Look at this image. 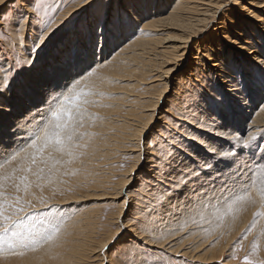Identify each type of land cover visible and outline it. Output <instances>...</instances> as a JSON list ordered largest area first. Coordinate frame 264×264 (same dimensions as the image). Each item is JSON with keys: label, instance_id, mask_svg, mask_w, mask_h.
Returning <instances> with one entry per match:
<instances>
[{"label": "rangeland", "instance_id": "374dc122", "mask_svg": "<svg viewBox=\"0 0 264 264\" xmlns=\"http://www.w3.org/2000/svg\"><path fill=\"white\" fill-rule=\"evenodd\" d=\"M99 1L95 0L89 6L87 5L85 8L80 9L79 7L83 4L80 0H6L0 6V70L2 74L8 73L6 80L0 84V103L2 104L0 107L5 109L3 113L13 118V120L22 115L21 113H13V111H17L15 110L16 107L12 108L6 104V95L8 93L18 92L20 94L23 92L17 91L20 85L17 87L16 85L20 82H25L22 79L25 74L31 76L34 71H31V69L38 70L47 56L56 59L59 54L54 56V51L59 52L69 49L71 52H80L81 56L90 53L93 57L92 59L85 56L89 61L87 67L94 65L97 57L107 56L106 58H109L112 55L111 47H109L106 37L109 30L99 32L100 29L96 27L97 25H92L96 21H101L103 13L100 11H103V8H108L107 15L109 14V16L107 18L112 20L115 19L116 11H119V14L124 16L123 9L121 5H118L120 9L115 8L117 0H110L107 6L105 0H101L99 6ZM221 1L223 3L222 14L209 23L206 28L204 27L203 30H206L200 35L199 30H196L198 34L191 39L192 41L190 40L189 46L187 45L188 53L185 59L178 62L180 66L176 67L172 74L168 77L163 76L164 82L156 81L157 83L147 82L136 85L134 81L131 82L132 80H126L121 77L126 69L124 67L122 69L119 66L115 69L114 73L116 74L112 75L110 82L115 84L113 87L121 89L119 90L120 92L108 89H105V92L97 89L96 91L99 93L96 91L91 93L84 90L80 96L71 99V103L74 104L72 105L74 107L71 106V111L73 114L77 111L81 114L77 120V126L75 125L76 137L78 138L76 139V144L79 146L73 147L71 155H68L66 151L54 148V140H49L45 146L43 138V130L56 123L52 119V111L69 107L68 103L63 99L69 92V87L64 91L65 93L63 92L62 94L60 93L61 95L57 94L56 96L64 103L61 101V104H58L55 100L51 103L52 107H49V111L43 115L38 129L36 128L32 132L28 141L21 143L22 145L18 144L16 152L4 153L0 157V228H8L7 233L0 232V237H2L0 238V264H65L67 259L71 260L73 257L74 262H77L76 264H246L245 257H248L252 264H264V203L255 205V199L254 201L246 202L247 196H243V199H240L241 195H236V197L229 198L227 201H213V205L211 203L210 205L201 196L199 199L200 205H197L199 202H195L192 204L194 207L191 205L178 207L173 204L171 205L173 207L163 208L170 195H177V192L181 191V189L184 190L188 179L194 178L193 176L188 178L182 175L180 179H176L173 171L170 170L171 163L174 164L175 159L178 158L179 162L183 164L182 161L185 158L191 164H196L190 161V153L186 149L177 147L175 141L179 133L178 129L182 127V131L185 132L186 127L189 125L188 122L184 123L181 121L182 115L188 116V113H181L179 110L175 111V108L172 107L173 105L169 106L171 101H174V103L185 101L188 95L184 87H181V91L178 93L176 92L178 83L175 78L181 75L182 72L186 76L194 64V59H192L194 50H192V47L196 42L205 43L210 39H215L211 51L204 48L201 53H203V50H207L215 57L217 54L216 43H220L222 48H224L223 50L220 49V52L226 55L228 51H233V47H235L230 45V43H226V41L234 39V32L237 30L236 23L238 21L254 23L251 11L255 15L264 14V7L256 8L249 4L252 0H238L240 2L238 5L233 4L231 0ZM118 3H122L121 0ZM78 4H80L79 7L77 6ZM168 8L169 6L166 9ZM62 14L66 15L65 19L56 23ZM224 15L230 18L232 23L225 21V25L221 24V22H224ZM123 21L124 19L120 20L121 25L126 22V20ZM136 24L134 22L130 23L129 27L132 26L133 29L131 28L129 31H124L123 28L119 29L115 33V38L110 39L112 42L118 41L117 45L123 44L132 36V32L138 30V25ZM90 26H92L91 35H94L95 29L97 38L86 37L85 40L74 43L73 39L78 36L79 31ZM224 27L227 29L224 30ZM260 29L257 30V34L259 33L262 36ZM223 31L227 32V40L222 39L220 35ZM181 33L179 27L175 26L173 30L169 28L164 32L165 35L168 34L172 38L181 35ZM44 34H46V37L42 38ZM163 36L158 35L157 37L161 38ZM94 40L99 46H102L99 52H97V47H91ZM75 44L77 45L74 48ZM96 52L98 53L97 55H95ZM233 53L238 54L237 58H241L245 64L250 57L247 54L248 52L246 53L244 50ZM218 54L221 55L222 53ZM25 59L32 60L30 63H26ZM39 60L40 62L38 63ZM66 60L67 58L64 63ZM206 62L207 65L210 64V61ZM72 63L74 64H68L73 67V72L65 75L62 79H70L84 71L85 67L76 65V62ZM74 65L77 67L74 68ZM52 66H54L53 63H50L48 69L50 70ZM66 68L69 69L67 66ZM131 68L133 67L131 66ZM184 74H182L183 78L185 77ZM40 75L42 74L38 76ZM135 75L140 77L139 74L135 73ZM44 76H42L43 79ZM113 78L116 80L114 79V81ZM62 79L59 82H62ZM146 79L151 81L152 77H146ZM69 81L63 83L62 89L64 88L63 86L65 88L69 86L67 85ZM42 82H45V80H42ZM167 85L168 89L164 91L165 93L162 94V98L156 107L151 127H147L141 140V142L145 141L148 144H144V147L151 145V148L145 149V153L151 154L149 157H154L151 158V161L156 162V164L149 163L143 153L140 163L132 170L131 167L136 162V158H134L136 153H131L122 147L114 150L113 155L108 156L109 159L113 157L107 162L108 164L102 163V159H98L97 155L99 153L98 144L103 139V135L100 134V126L106 122L102 121V116L104 111L111 106L110 99L121 94L123 96L131 94V98L127 97V101L130 100V105H136L138 102L147 104L151 99L152 101L157 100V95ZM126 89L131 92L123 91ZM110 91L113 93L111 94ZM109 93L113 97L111 95L109 97ZM184 93L186 96L184 95L185 98L183 99L182 95ZM256 93H261L259 104L264 103V83L261 84ZM29 94H32L34 100L32 107L42 105L43 95L47 96L46 91L42 92L41 96L37 89L34 91L32 88L26 92V98ZM98 94H101L102 97ZM94 95L95 97H93ZM142 95L143 98H141ZM104 97L106 98L104 99ZM107 101L109 102L107 103ZM191 101L192 98L189 102ZM65 103L67 107H65ZM216 105L217 103L214 102L210 106L211 109L218 108V105ZM93 106H95L96 110ZM22 107L24 108L26 105L24 104ZM97 107L99 108L97 109ZM124 111L122 109L118 114L124 115ZM165 111L170 113L168 112V114ZM160 113L165 115V121H169V127L162 124L161 121H156ZM248 117L247 119L250 120ZM99 118H101V121ZM65 119L66 117L62 115L60 122ZM166 127L169 128L167 132L165 131ZM157 130L166 132L168 137L170 136L173 139L164 143L167 148H163L162 145L159 146L158 143L152 140L151 133L155 131L154 134H157ZM98 131L99 133H97ZM245 132V128H243V132L242 130H236V134L239 137H243ZM195 133L197 136L202 134L199 130H195ZM37 135L41 139H35ZM182 141H184V138L181 137L180 142ZM255 141L258 146L260 142L257 138L253 139L254 143ZM168 143L170 144L168 145ZM4 146L7 145H3V149H5ZM168 148L176 151L178 156L175 157L168 152ZM263 148L264 146L261 147L258 154L260 161L264 160ZM40 149H43V151ZM160 150L167 156H163L162 161L154 156L157 153L161 154ZM157 165L160 166L158 167ZM158 169L161 170L162 178L156 175V172L159 171ZM108 170L112 175H108L109 172H105ZM131 170L132 172L130 173ZM144 170L149 171L147 173ZM203 171L206 174L213 172L212 167ZM200 172L201 170L196 174L199 173L198 175H200ZM128 178L133 184L128 182L131 185L128 190L123 191V195H119L118 198H113L115 193H120L118 188H120L122 183L121 180H128ZM182 180L183 183H181ZM142 188L143 190H141ZM124 195L125 197L126 195L129 196V200L125 205L122 216L118 220V210L122 202L121 199H125ZM160 197H163V199H158ZM229 204H232L230 211L228 210ZM182 208L186 209L183 210ZM193 208L197 209L196 211L199 210V212L196 213L194 211V214ZM164 211H166L165 214ZM183 211L188 215H185ZM87 215L90 217L89 223L80 227L78 224H81L82 221L78 220L79 217L82 218ZM8 216H11L12 219H6ZM133 216L135 219H131ZM162 219H167L169 226L166 228L173 234L168 239L165 238L166 234L164 235V232H162V228L166 225V223L162 222ZM149 221L154 222L149 225L147 224ZM148 225L149 227H147ZM54 228L59 230L55 232L52 239H47ZM155 230L158 232L154 233ZM115 233L117 235L113 236ZM108 237L109 239L112 238V240L101 250V244L103 242L107 243ZM82 243L91 247H87ZM253 245H258V247L253 250ZM74 248L76 249L74 250ZM82 249H86V252ZM80 258L81 260H79Z\"/></svg>", "mask_w": 264, "mask_h": 264}, {"label": "bare ground", "instance_id": "6f19581e", "mask_svg": "<svg viewBox=\"0 0 264 264\" xmlns=\"http://www.w3.org/2000/svg\"><path fill=\"white\" fill-rule=\"evenodd\" d=\"M5 1L6 0H0V6L4 4ZM93 1L95 0H80V2L83 4L81 7H79L81 3L77 6L79 9L83 7L85 8ZM98 1L99 0H97V2ZM100 1L99 6L101 4ZM231 1H233V4L235 5L240 3L238 0ZM105 2L107 6L110 0H105ZM118 2L119 0H117L115 8L120 9L118 5H121L124 16L119 14V11H116L114 20L107 18L109 16V14L107 15L108 8L105 7L102 9L104 12L100 11L103 13L101 21H96V23H93L92 25H97L96 27L100 29L99 32L109 30L106 35L112 53L109 58H106L107 56H102L100 58L97 57L94 65L87 67L89 64L87 58H93L88 50H86V52L89 54L84 56H81V53L78 51L71 52L69 49L61 50L59 52L54 51V56L55 54H59L57 57L60 58L56 57V59H54L51 56H47L38 70L31 69V71L34 70L31 76L25 74V76L22 78L25 80V82H20L18 85H16V87L20 85L17 91L23 92L20 94H18V92L12 94L8 93L6 95V104L12 108L14 106L16 107L15 110L17 111H13V113H21L22 115H19L17 119L13 120V118L8 117L7 114L3 113V110L5 111V109L0 107V157H2L4 153H10L11 151L12 153L16 152L18 144L20 145L21 143L28 141L29 137L32 135V132L35 131L36 128L38 129V125L40 124V121H42L41 119L43 115L49 111V107H52L51 103L55 100L58 104H61L62 100H57V94H62L69 87L70 89L68 93L66 92V97H70L71 99L73 97L80 96L84 90L91 93L97 89L104 91L105 89L119 91L121 89H118V87H113L115 84H111L110 82L112 75L116 74L114 73L115 69L119 66L126 69L123 73V76L121 77H124L126 80L130 79V81L132 80L131 82L134 81L136 85L145 84L147 82L157 83L156 81H163V76L168 77L170 74H172L176 67L178 68V66H180L178 62L185 59L188 53V44L190 40L194 36H197L198 32L200 35L203 31H205L206 29L203 30V28H206L209 23L213 22L216 17L218 18V16L222 14L223 4L221 0H121L123 5L122 3ZM249 4L255 6L256 8H263L264 0H252ZM168 6L169 8L166 9ZM250 13H252L251 17L254 23L238 21L236 23L237 30L235 29L236 31H233L235 36L234 39L226 41V43H230V45L235 46L233 47V51H228L226 55L225 53L223 55V52H220V49L223 50L224 48H222L220 43H216L217 48L215 49L217 54L215 57H213L210 54V51L215 39H210L205 43H201V41L196 42L192 47V50H194L192 56V59H194V64L189 69V72L187 71L188 73L186 76L182 72L181 75H178V77L175 78L178 83L176 92L178 93L181 91L180 88L184 87L186 94H188L186 97L187 99L181 103H174V101H171L170 103L168 101V103L169 106L173 105L172 107L175 108V111L179 110L181 113H188V116L182 115L181 121L184 123H189L185 132L182 131V127H180L181 129H178L179 133L177 132L178 136H176L175 141L177 147L186 149L190 153V161L196 164H191L190 162L186 161L185 158L182 161L183 164H181L177 158L175 159L174 164L171 163L170 170L173 171V175L176 179H180V176L182 175H185L184 177L188 178L191 176L197 178H192L190 180L188 179L184 190L181 189V191L177 192V195H170L169 197L167 194L169 198L167 197L168 199H165L166 205L163 207L164 209L173 207L171 206L173 204H176L178 207H186L185 205L192 206L193 203L199 202L201 196L205 202L208 204L211 203L212 205L214 203L213 201H227L229 198L231 199L232 197H236V195H241L242 197L247 196L246 202L254 201L255 199V205L264 203V160L260 161L258 159V154L260 153L259 151L261 150V147L264 146V103L259 104L261 93H256L257 89L261 87L262 83H264V14L262 13L261 15H255L253 14V11ZM63 14L59 19L57 18L58 21H56V23L62 22L65 19L66 15ZM224 17V22H221V24L223 23L225 25V21L227 23H232V20H230V18H228L226 15H224ZM123 19L124 21L126 20V22L121 25L120 20ZM132 22L135 24L137 23L136 25H138V30L132 32V36L123 44L117 45L116 43L118 41L112 42L111 39L115 38V33H117L119 29L123 28L124 31H129L131 28L133 29L132 26L129 27L130 23ZM92 26L85 27L84 30L79 31L78 36L73 39L74 43L83 41L86 39V37L97 38V32L95 29L94 35H91ZM174 26L179 27V31L182 32L181 35L172 38L171 36H168V34H164L166 29L171 28L173 30ZM261 27L262 29H260ZM225 29L227 28L224 27V30ZM259 29L260 33H262V36L259 33L257 34V30ZM196 30L199 31L197 32ZM46 34H44L42 38H45ZM158 35L164 36L158 38ZM220 35L222 39L227 40V32L223 31ZM76 45L77 44H75L74 48ZM93 46L97 47V52L102 49V46H99L95 40L93 41L91 47ZM204 48L210 51L203 50V53H201V50ZM241 50H244L246 53L248 52L247 54L250 56L247 59L246 64L241 60V58H237V56H239L238 54L233 53L235 51L239 52ZM97 52L95 55L98 54ZM218 53L222 54L220 55ZM66 58L67 60L64 63ZM31 60L32 59H25L26 63H30ZM206 61H210V64L207 65ZM39 62L40 60L38 63ZM72 62H76V65L78 64L85 67L84 71L75 77H71L70 79H62L65 75L73 72L74 69L71 65L74 63ZM50 63H53L54 66H52V68L49 70L48 67H50ZM68 63H71V65ZM66 66L69 67V69H67ZM131 66L133 68H131ZM76 67L77 66L74 65V68ZM42 70H44L46 73ZM135 73L139 74L140 77H137ZM7 74L8 73L2 74V71L0 70V84L6 80ZM39 74L42 75L38 76ZM182 74H184V78ZM43 75H45L44 79L42 77ZM146 77H152L151 81L146 79ZM60 79H62V82H59ZM114 79L115 78H113V80ZM27 80L29 81L27 82ZM42 80H45V82H42ZM68 80H70L69 84H67L69 86L66 88L63 86L64 88L62 89L63 83ZM165 87L159 92L160 94L157 95V100L152 101L151 99V101H147V104L138 102L136 105H130L129 99V101H127V97L131 98V94L127 96H123V94H121L120 96L117 95L114 98L111 95L113 92L111 93L110 91L111 94L109 93L108 96L110 97L111 95L113 98L110 99L111 106H109V109L106 111L103 110L104 114L102 116V121L106 122L102 125L100 123V134L103 135V139L98 144L99 149L97 148L99 150V153H97L99 157L98 159H102V163H107L111 158H113L111 157L109 159L108 156L114 153V150L122 147L131 153H136V156L134 157L136 158V162L134 161L135 163L131 167L132 170L135 169L138 163H140L142 159L141 155L143 153L146 156L145 159L149 163L156 164V162L151 161V158L154 157H149L151 154L149 155L145 153V149L151 148V145L147 146L148 144L145 141V143L141 142V140L146 132L147 127H151L158 102L162 98V94L165 93L164 91L168 89V85ZM30 88H32L34 91L37 89L39 94L46 91L47 96L43 95L42 105H37V107L31 106L34 102L32 94H29V96L26 98V92L29 91ZM123 91H128V93L131 92H129V89ZM123 91L121 92L123 93ZM95 95L93 97H95ZM184 95L185 93L182 95L183 99L185 98ZM105 98L106 97H104V99ZM141 98H143V95ZM191 98L192 101L189 102ZM62 102L64 103V101ZM108 102L109 101H107V103ZM214 102L217 103L218 108H216V105V109L212 110L210 106L213 105ZM66 103L65 107H67ZM24 104L26 107L23 108L22 106ZM1 105L2 104L0 103V106ZM72 105L74 104L71 103V106ZM93 107L95 108V106ZM98 108L99 107H97V109ZM122 109L125 110L124 115H119L118 113ZM165 112L168 113L169 111ZM247 116H249L248 118H250V120L247 119ZM164 117L165 115L160 113L156 121H161L162 124L169 127V121H165L166 119ZM99 120L101 121V118H99ZM168 127H166V132L169 130ZM243 128L246 129L245 135L243 137H239L238 134H236V130H242L243 132ZM195 130H199L202 134L197 136ZM166 132L164 133L160 130H157V134H154L155 131L151 133L152 140L158 143L159 146L162 145L163 148H167V145H164L166 141L173 140L170 136L168 137ZM180 132L182 133L180 134ZM97 133H99V131ZM181 137L184 138V141L182 142H180ZM256 138L260 142L258 146L256 141L255 143L253 142V139ZM193 139L195 141H190ZM231 140L236 142L234 143ZM244 141H247L248 143L245 144ZM144 144H147L146 147H144ZM169 144L170 143H168V145ZM3 145H7L4 146L5 149L7 148L6 151H4L5 149H3ZM125 150L123 149V151ZM167 150L175 157L178 156L176 151H172L170 148ZM160 151L161 154L156 152L157 154L154 156L156 158H160L162 161V157L165 156V154H163L162 150ZM210 167H212L213 172L210 174L203 173V170H207ZM200 170V175H198L199 173L196 174ZM145 171L148 173L149 170H144V172ZM105 172H109V170ZM160 172L161 170L156 172V175H158L157 177L162 178ZM193 172H195V175H192ZM110 173L111 172H109L108 175H112V173ZM121 182L120 188H118L120 193H115V196L113 197L115 199L118 198L119 195L123 193V191L128 190V188L131 186L128 182L132 181L130 178H128V180L122 179ZM141 190H143V188ZM121 200L122 202L120 203L118 210V220L123 214V210L127 204V201L129 200V196L126 195L125 199L122 198ZM197 205H200V202ZM190 210L192 211V209ZM196 210L194 209L193 213ZM197 212H199V210L196 211V213ZM165 213L166 211H164V214ZM133 218L134 216L131 219ZM78 220L82 221L81 224H78L80 227L86 226L89 223L90 217L87 215L86 217H79ZM153 222L154 221H149L147 224L150 225L153 224ZM162 222L166 223V225L162 228V232H164V235L166 234L165 238L168 239L173 234H171L166 228L169 226L167 224V219H162ZM149 225L147 227H149ZM157 230H155L154 233L158 232ZM116 235L117 233H115L113 236ZM111 240L112 238L109 239L107 243L103 242L100 246L101 250ZM84 245L91 247L88 244ZM75 249L76 248H74V250ZM82 250L86 252V249ZM73 258H71V260L67 259L65 264H76L77 262H74ZM79 260H81V258Z\"/></svg>", "mask_w": 264, "mask_h": 264}, {"label": "snow or ice", "instance_id": "6c2138e0", "mask_svg": "<svg viewBox=\"0 0 264 264\" xmlns=\"http://www.w3.org/2000/svg\"><path fill=\"white\" fill-rule=\"evenodd\" d=\"M65 102L68 103V108H62L58 111H52L51 116L56 123H54L51 127L45 128L44 131V140H45V146L47 145V142L49 140H54L53 147L57 148L60 151H66L68 155L72 154L73 147H78L79 145L76 144V128L75 125L77 123L78 118L81 116L79 111H77L75 114L71 111V98L70 97H64L63 98ZM59 100V98H57ZM65 116L66 119L63 122L61 121V116ZM82 122V121H81ZM35 139H41L39 135L35 137ZM245 144H247V141H244ZM43 151V149H40ZM14 158V157H13ZM192 175H195V172L192 173ZM183 183V180L181 181ZM240 199H243V197H239ZM158 199H163V197H160ZM232 208V204L228 205V210L230 211ZM226 214V213H225ZM222 218V216H221ZM6 219L11 220V216L6 217ZM59 229L54 228L52 234H49L47 239H52L55 232H57ZM0 232L7 233L8 228L3 227L0 228ZM2 238V237H0ZM258 247V245H253V250H255ZM246 264H252V261L248 260V257H245Z\"/></svg>", "mask_w": 264, "mask_h": 264}]
</instances>
